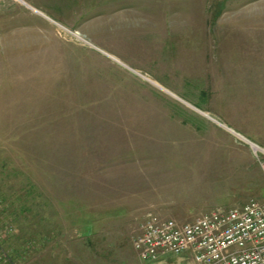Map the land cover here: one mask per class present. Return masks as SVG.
<instances>
[{
    "label": "rangeland",
    "instance_id": "obj_1",
    "mask_svg": "<svg viewBox=\"0 0 264 264\" xmlns=\"http://www.w3.org/2000/svg\"><path fill=\"white\" fill-rule=\"evenodd\" d=\"M251 143L264 0H0V264H197L134 238L264 204Z\"/></svg>",
    "mask_w": 264,
    "mask_h": 264
},
{
    "label": "built area",
    "instance_id": "obj_2",
    "mask_svg": "<svg viewBox=\"0 0 264 264\" xmlns=\"http://www.w3.org/2000/svg\"><path fill=\"white\" fill-rule=\"evenodd\" d=\"M133 245L148 261L190 254L197 264H264V204L218 207L192 222L149 213Z\"/></svg>",
    "mask_w": 264,
    "mask_h": 264
},
{
    "label": "bare ground",
    "instance_id": "obj_3",
    "mask_svg": "<svg viewBox=\"0 0 264 264\" xmlns=\"http://www.w3.org/2000/svg\"><path fill=\"white\" fill-rule=\"evenodd\" d=\"M251 145H252V147H253V149L255 150V151H259V150H261V151H263L264 152V150L262 149V148H260L259 146H257V145H255L254 143H251ZM245 205V204H244ZM213 211V210H212ZM211 212V211H210ZM207 213H209V212H207ZM168 256V255H167ZM164 257H166V256H164ZM163 257V258H164ZM142 259V258H141ZM142 260H144V259H142ZM148 261V260H147Z\"/></svg>",
    "mask_w": 264,
    "mask_h": 264
},
{
    "label": "crops",
    "instance_id": "obj_4",
    "mask_svg": "<svg viewBox=\"0 0 264 264\" xmlns=\"http://www.w3.org/2000/svg\"><path fill=\"white\" fill-rule=\"evenodd\" d=\"M91 234H86V235H82V236H90Z\"/></svg>",
    "mask_w": 264,
    "mask_h": 264
},
{
    "label": "trees",
    "instance_id": "obj_5",
    "mask_svg": "<svg viewBox=\"0 0 264 264\" xmlns=\"http://www.w3.org/2000/svg\"><path fill=\"white\" fill-rule=\"evenodd\" d=\"M87 234H91V233H87ZM12 264H14V262H12Z\"/></svg>",
    "mask_w": 264,
    "mask_h": 264
}]
</instances>
